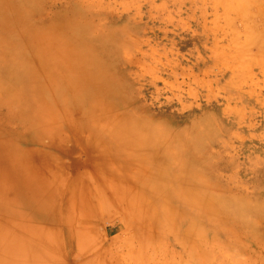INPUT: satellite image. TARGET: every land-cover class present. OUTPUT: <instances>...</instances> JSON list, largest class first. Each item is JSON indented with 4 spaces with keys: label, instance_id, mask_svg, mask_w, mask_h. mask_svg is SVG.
<instances>
[{
    "label": "rangeland",
    "instance_id": "1",
    "mask_svg": "<svg viewBox=\"0 0 264 264\" xmlns=\"http://www.w3.org/2000/svg\"><path fill=\"white\" fill-rule=\"evenodd\" d=\"M0 264H264V0H0Z\"/></svg>",
    "mask_w": 264,
    "mask_h": 264
}]
</instances>
